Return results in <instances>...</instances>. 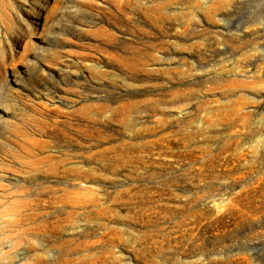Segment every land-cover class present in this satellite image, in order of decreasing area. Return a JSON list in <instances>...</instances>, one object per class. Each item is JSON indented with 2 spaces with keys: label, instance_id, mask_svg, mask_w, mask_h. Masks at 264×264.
<instances>
[{
  "label": "rangeland",
  "instance_id": "1",
  "mask_svg": "<svg viewBox=\"0 0 264 264\" xmlns=\"http://www.w3.org/2000/svg\"><path fill=\"white\" fill-rule=\"evenodd\" d=\"M170 1L166 13L192 20V35L171 36L181 31L176 26L166 39L169 46L158 54L161 62L148 67L153 73L134 81L96 60L100 48L95 41L104 31L127 38L105 26L99 10L86 8L90 3L105 8V0H0V264H33L37 252L27 250L12 225L21 189L33 186L28 163L64 155L86 170L85 159L100 161L120 144L131 147L145 164L117 174L95 165L92 182L86 177L80 185L97 197L99 213L94 220L82 216L64 239L75 229L90 241L114 235L115 246L90 253H108L118 264H264V0ZM195 43L204 45L203 63L195 59ZM185 65L196 74L190 85H202L193 99L162 104L155 114L143 110L134 129L115 124L109 110L93 111L90 116L97 117L99 126L75 134L77 147H43L52 140L44 137L42 123L65 129V123H73L70 113L80 116L85 106L110 108L127 94L183 89L170 84L166 71L185 70ZM217 76L247 87L223 96L209 83ZM200 101L213 111L193 121L201 126L209 120L202 136L149 145L159 116L187 118ZM229 101L234 107L245 101L241 110L252 115L249 135L236 139L238 128L218 123L225 113L216 109ZM41 106L49 111L46 116ZM179 131L174 125L164 133ZM44 181L38 176L34 185ZM81 198L87 202L89 194Z\"/></svg>",
  "mask_w": 264,
  "mask_h": 264
},
{
  "label": "bare ground",
  "instance_id": "2",
  "mask_svg": "<svg viewBox=\"0 0 264 264\" xmlns=\"http://www.w3.org/2000/svg\"><path fill=\"white\" fill-rule=\"evenodd\" d=\"M104 4H106L105 8H98L91 3L87 4L86 8L91 11L99 10L101 22L127 36V38L120 39L116 34L104 31L103 35L95 41L97 49L100 48L99 52L98 50L96 52V60L108 68L119 71L128 79L140 81L139 78L153 73L148 67L161 62L158 54L169 46L166 39L170 38V32L176 26L180 27L181 31L178 30L171 36L184 39L192 35V20H181L176 13H166V9L172 5L170 0H105ZM203 49L204 45L200 43H195L192 46L195 59L199 63H203L205 60L201 54ZM185 66V70L176 68L166 71L170 84L185 86L183 89L178 88L174 92L162 91L154 95L139 94L134 96L127 94L114 100L113 104L116 105L110 108L85 106L83 108L84 113L80 116L76 115L77 111L70 113V121L73 123H65V129L59 127L44 128L45 124L42 123L40 129H42L44 137L52 140L51 143L45 142L43 147L63 145L65 150L77 147L75 134L81 135L84 132L93 131L95 126H99L97 117L90 116L93 111H100L102 114L109 110L111 119L115 124H120L125 129H134L135 119L144 113L143 110H149L150 113L155 114L162 104L175 106L176 103L193 99L196 94L198 95L197 86L202 87V85L200 83L190 85V80L195 79L196 74H193L191 65ZM92 74L102 76L101 72L92 71ZM231 74L238 76L236 72H231ZM209 83L213 88L217 87L215 90H220L223 96L233 94L236 87H247L244 83L224 80L220 76L210 79ZM209 90L213 89L210 88ZM244 102L236 101L237 107H234L229 101L226 105L216 109L218 112L225 113L218 123L224 122L229 124L232 129L235 127L239 129L234 136L236 139L251 133L249 121L252 115L241 110ZM41 108L43 109L42 115L46 116L49 111L42 106ZM211 112L213 113V111ZM211 112L208 109V102L200 101L195 106L194 113L187 118L161 119L159 116L154 122V140L150 141L149 145L168 144L181 140L189 142L198 136H202L204 134L203 125L208 124L210 126L209 120L205 119L201 126H193V121L201 114H211ZM29 125L37 130L33 121H30ZM174 125L179 126L180 131L183 129L187 134L181 137L180 131L178 133H164ZM71 130L74 134L70 133ZM150 131L149 129L148 133ZM136 133L140 132L135 131L134 134ZM121 146L122 144L117 147V150L115 149L116 151L112 155H104L100 161L89 157L85 159V164L90 166L86 170L80 166V162L71 163V160L64 158V155H48L28 163V168L31 170L28 180L33 182V186L21 189V200L17 202V206L14 208L15 214L12 218V225L17 229V237L24 238V245L27 250L37 251L33 256V264H118L108 253H102L100 257L90 253L97 248L106 251L115 246L118 240L114 235H112L114 238L109 237L108 234L100 240L90 241L77 229L70 232L69 239H64L63 234L68 229L74 228L83 218L82 216L94 220L99 213L96 208L97 197L93 196L89 187L80 185V180L86 177L90 180L87 182H92L91 177L97 170L95 165H98L100 168L98 170L102 172L117 174L123 170L131 172L130 169L145 164L144 159L136 156L131 147L127 144ZM251 169L249 167L250 171ZM38 176L45 181L34 185L35 178ZM63 179L66 181L58 182ZM84 193L89 194L87 202L81 198ZM85 251L88 254L82 255ZM51 253H55V257L53 256L52 261H48L47 258ZM76 255L80 256L75 257Z\"/></svg>",
  "mask_w": 264,
  "mask_h": 264
}]
</instances>
